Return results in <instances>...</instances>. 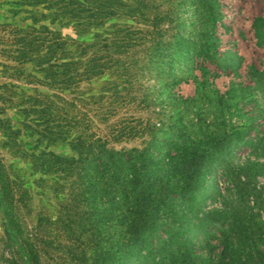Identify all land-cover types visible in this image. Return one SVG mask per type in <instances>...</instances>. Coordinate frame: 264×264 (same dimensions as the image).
Instances as JSON below:
<instances>
[{
	"label": "rangeland",
	"instance_id": "1",
	"mask_svg": "<svg viewBox=\"0 0 264 264\" xmlns=\"http://www.w3.org/2000/svg\"><path fill=\"white\" fill-rule=\"evenodd\" d=\"M57 1L0 0V157L10 175L23 177L28 209L21 213L29 230L38 213L56 214L53 188L60 190L53 175L34 169L30 155L74 154L36 134L60 116L87 126L109 149L142 147L152 133L180 120L199 135H232L245 127L252 137L263 133L264 35L253 20L264 18V0H105L115 13L83 29L59 14ZM260 27L264 32V21ZM117 31L124 34L118 44L123 66L62 89L56 36L92 41ZM102 87L105 98H91ZM125 125L146 129L118 136ZM257 181L264 186V176ZM54 227L43 224L37 233L40 263L78 264L63 253L61 245L69 243ZM4 242L0 221L1 262L11 257Z\"/></svg>",
	"mask_w": 264,
	"mask_h": 264
},
{
	"label": "trees",
	"instance_id": "2",
	"mask_svg": "<svg viewBox=\"0 0 264 264\" xmlns=\"http://www.w3.org/2000/svg\"><path fill=\"white\" fill-rule=\"evenodd\" d=\"M57 2L59 14L82 29L115 13L105 0ZM262 21L256 17L253 26L264 35ZM118 33L96 34L92 41L58 34L60 87L123 66L118 44L124 34ZM104 91L91 98L104 99ZM72 121L60 116L36 131L39 139L61 141L74 154L30 155L34 169L53 175L60 189L53 188L56 214L38 213L33 231L21 213L28 209L23 177L10 175L0 157V221L11 251L0 264H41L37 233L48 223L69 243L61 245L63 253L78 264H264V186L257 181L264 176V125L255 137L248 127L232 135H199L180 120L152 133L142 147L109 149ZM142 127L125 125L118 136Z\"/></svg>",
	"mask_w": 264,
	"mask_h": 264
}]
</instances>
